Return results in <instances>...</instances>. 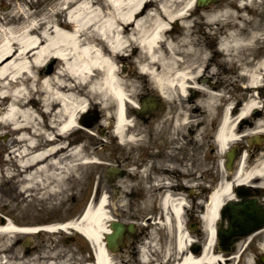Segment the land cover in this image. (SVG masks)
<instances>
[{"label": "bare ground", "instance_id": "1", "mask_svg": "<svg viewBox=\"0 0 264 264\" xmlns=\"http://www.w3.org/2000/svg\"><path fill=\"white\" fill-rule=\"evenodd\" d=\"M76 1L65 0L63 4L69 6ZM81 1L82 6L76 9L75 16L69 21H40L22 30L24 43L10 40L6 47L0 49V133L9 137L6 143L0 144V149L6 152L1 161L0 181L2 184L3 181L18 179V191L25 197H33L37 185L42 190L47 187L46 193L36 201L50 202L49 208L55 205L56 194L69 189L70 180L75 178L71 172H77L78 167L87 171L96 166V161L86 158L89 154L83 152L84 146H71L77 141L68 139L81 127L78 117L86 110L97 109L102 117H113L111 136L124 145L136 140L131 115L137 111L136 100L141 95L137 81L152 82L168 102L175 99L186 102L191 99L187 93L197 89L201 99L195 104L193 113L198 115L200 111L211 113L215 102L221 98L214 93L213 82L208 86L197 85L198 79L205 75V66L186 60L196 52L187 33L192 0ZM243 1L234 7L209 12L204 21V27L216 25L220 30L225 25L235 27L233 32L227 33L219 51L224 56L223 63L228 66L233 64L241 50L247 51L250 58L259 51L258 46L264 45V30L260 23L256 22L249 33L244 34L247 20L240 13L249 8L253 0ZM58 13L55 11L53 16ZM221 20H224L223 25L218 23ZM229 20L237 21L233 25ZM173 27L182 30L179 36L172 35ZM102 39L108 42L109 47ZM132 47L137 51L133 49L130 52ZM211 59L207 61L211 62ZM124 60H132L135 68L127 72L120 64ZM48 61H52L55 69L51 73L41 72ZM243 65L235 64L233 67L241 68V78L246 80L244 86H238L247 94L246 100L240 108L233 101L223 108L217 136L221 152L227 146L250 137L259 140L258 145L264 143V52L255 61L247 60ZM210 71H207L208 75ZM174 89L179 94L175 95ZM192 117L190 113H179L173 126L179 131L180 127L191 124ZM253 117L258 119L249 128L246 121ZM250 143L249 148L255 144ZM243 156L238 175L232 178L231 185H225L223 195L216 193L208 201L202 215L207 237L198 256L187 250L192 242L182 226V199L171 191H162L159 219L167 224L168 229L174 222L176 240L174 253L169 254L171 250L168 247V255L156 264H220V256L211 254L212 222L217 219L224 197H230V188L234 184L264 187V154L249 165ZM115 169L112 167L107 174L113 175ZM128 169H119V172L131 182L133 172ZM114 182L115 178L113 186ZM117 187L125 189L120 184ZM107 191L100 192L97 187L91 199L92 209L82 214L81 220L75 218L45 226V231L51 234L72 231L71 228L81 233L94 249L95 264H114L103 248V237L109 231L108 223L117 214ZM31 199L27 201L30 204L34 202ZM36 230V227L16 226L10 220H3L0 226L3 237L10 233L31 236ZM150 259L148 249H143L142 264H149Z\"/></svg>", "mask_w": 264, "mask_h": 264}, {"label": "rangeland", "instance_id": "2", "mask_svg": "<svg viewBox=\"0 0 264 264\" xmlns=\"http://www.w3.org/2000/svg\"><path fill=\"white\" fill-rule=\"evenodd\" d=\"M64 1L65 0H0V49L6 47L10 40L16 41L17 43H24L25 35L22 33L24 28H29L34 24L36 25L37 23H40V21L50 19L63 21L65 19H69L70 17L75 16L76 9L82 6L81 0H77L74 4L69 6L63 4ZM103 1L99 0L100 3ZM241 2L243 3L244 1L218 0L217 3L212 2L201 8H196L195 0L190 2L193 5V10L189 13L190 22L187 33L189 41L192 46L196 48V52L191 53L186 60L187 62H195L196 64L205 66L204 77L206 76L210 78L208 80L213 82L212 86H214V93H218L221 97L215 102V107L211 113L201 116L191 111L194 109L195 104L199 103L201 99L199 93H196L191 97L193 102L190 104L188 103L191 100H189L187 104H170V102L163 99L161 101L163 103L165 102L164 108L157 110L155 113L156 118L154 119H156L155 121H157V123H152L149 118L144 121L140 117H136V115H131V126L132 124L135 125L133 132L137 136V139H139L137 142H143V145L126 143L121 146L117 140L111 136L113 129V117H102L98 112L99 110L96 109L95 111H91V108H87L88 111L86 110L78 117V122L90 114L95 115L97 120L89 127L81 126V128L73 131L69 135L68 139L69 141H77L76 143H72L71 146H84L83 152L89 154L86 158L96 161V163H94L96 166L91 167L87 171L78 167L77 172H75L76 174L71 172V176L73 177L74 174L75 178L70 180L68 190L62 192V194L55 195V199L53 200L55 205L52 208L48 207L50 203L48 201H36L40 195L46 193L47 187H44V190H42V187L37 185L35 190L37 192L33 194L34 196L25 197L24 193L23 195L16 191H7L9 186L17 184L16 181L18 179L3 181L2 184V181H0V216L4 219L10 220L16 226H32V223L36 221L38 224L52 222L60 224L67 222L70 219L77 218L81 215L86 206L91 205V199L98 187L100 192H104V189H108L107 193L109 194L110 202L115 203L118 207V212L113 217L114 219L124 223H136L135 225L138 223L144 225V220L139 222L133 217H127L128 212L132 213V206L130 203L133 199L123 196L121 192L130 191L131 186L134 185L132 181H126L123 177L121 178V176H115L114 185L117 187L120 184L121 186H125V189H120L118 193L119 195L113 198L114 188L111 187L112 182H109L108 185L105 184L103 178L104 169L107 166H115L116 168L122 170L131 168L133 174H135L136 166L134 167L133 163L136 158V153L134 150H137L135 148L145 147L144 149H146L148 153L153 152L155 156H157L156 152L157 154L164 152V155L170 156L174 160L177 159L181 162V164H171L169 166L164 163H159L157 166L158 168L169 167V169H172L173 171H177V169H179L188 175L193 172V165L197 162L193 164V161L188 160L192 157V154L188 153L190 148L193 144L200 146L201 136H204L206 135V132L209 133L211 131L210 127H213L214 125V115H221L224 106L230 105L231 101L243 104V101L246 99L247 94L238 87L244 86L246 80L241 78V68L238 67V69H234L233 66L238 64L241 67H244L243 64H246L247 60L250 61L253 59V61H255L257 56L264 52V45L261 48L258 46L257 48L259 51L248 58L246 55L247 51L241 50L238 53V56L234 58L233 64L228 66L223 63L224 56L219 53V51L221 50V44L226 41L227 33L233 32L235 27L232 28L225 25L222 30L217 29L216 25L204 27V24H206L204 21L209 12H216L224 8H228L229 6L234 7ZM55 11L59 12L56 17L53 16ZM240 15H243V19L247 20V23L244 25V34L249 33L248 31L251 30L252 26L255 25L256 22L260 23L262 25V29L264 30V0H253L250 7L245 9L242 13H240ZM223 21H218V23L223 25ZM225 21L227 22L228 20ZM236 21L237 20L234 22L230 21V23L234 25ZM230 23L229 25H231ZM181 32L182 30H179L178 28L174 29L173 27L172 29V35L174 36H179ZM133 49H136L137 51V48L133 47L130 48L129 51L132 52ZM213 50L214 53H210ZM210 58H212L211 62H208L207 60ZM120 64L122 67H128L126 69L127 72L130 71L132 67L135 68V64L132 60H124ZM49 65H52V62L48 61V63L42 67L41 72H44L43 69L45 68L51 73L53 69L50 68V70H48L47 67ZM53 68L55 69L54 66ZM210 69L211 71L208 75L207 71ZM202 79L204 80V78ZM134 80L136 79L134 78ZM209 81L206 83L201 81L197 83V85L208 86ZM149 82L150 81H148V83ZM136 85L138 90L141 92L147 90L149 86H152V84H148V86L146 83H142V81H137ZM178 92L179 91H177V89H174L175 95H177ZM183 109L186 111H183ZM201 110L203 111V108ZM182 111L190 113V115L194 117L190 119L191 124L187 125V127H190L188 131L196 130V133L192 136L187 133L186 127L177 131L173 126L175 116L179 113H183ZM199 120L200 123L197 124ZM212 122L213 125H211ZM156 124H158V128L154 133L153 126ZM199 125L201 126L200 128ZM170 128H172V132H170ZM187 135L189 136L187 137ZM186 138H189L191 141L186 140ZM5 140L8 141L9 137L4 133H0V144L6 143L7 141ZM243 142L244 140L237 143V145H240ZM202 143L204 146L202 148L205 150L200 153L199 162L202 166L206 165L205 167L210 168L209 162L214 158V156L208 152V145L206 142ZM252 148H255V152L259 150L255 154L253 160L256 161L257 159L262 158L264 154V146H253ZM166 150L167 152H165ZM5 154V150L1 148L0 167H2L1 161ZM187 154L188 159L184 162V155ZM4 192H7V195H5ZM160 194L161 192H157V190H155V193L151 195L153 198L148 201L138 199L139 207L145 209L149 216L151 214L159 215V208L157 207L159 205ZM29 199H34V202L30 204L27 202ZM133 214L135 217L136 214L134 211ZM141 214H143V212ZM157 221L159 223L146 227L148 233L145 232V229L140 228L141 225H139V230L135 233L138 236L135 239V246L138 248L139 252L141 253V250L144 249L145 245H148V242L150 245L149 249H152L154 252V254L150 252V260L152 263L150 262L149 264H156L161 259H164V256L169 253L167 249L171 246V243L172 246L170 249H174L175 233L173 235L171 231L170 237L167 239L162 224L163 221L161 219H157ZM257 235L262 237V235L264 236V233H259ZM67 238L68 242L66 240ZM133 240L134 239L131 237V242ZM263 240L264 238L262 237L261 242L258 243V251H263L261 249ZM128 242H130L129 239ZM131 242L127 247L128 253H121L119 258L122 256L127 264H141L135 259ZM169 242L171 243L169 244ZM152 243L154 244L152 245ZM245 247V244L239 247L234 259H231L229 264L247 263V260L251 258V255L247 254L244 259V256L242 255ZM212 251L211 254L213 255ZM214 255L220 256V264L226 263L227 259L225 255H221L215 251ZM116 260L117 259L115 258L114 261L116 262ZM95 261L96 257L94 249L90 245V242L79 233L70 232L65 234L62 232H56L54 234H40V236L33 235L29 237L15 233H10L8 236L3 237L2 233H0V264H95ZM133 261H135V263Z\"/></svg>", "mask_w": 264, "mask_h": 264}, {"label": "flooded vegetation", "instance_id": "3", "mask_svg": "<svg viewBox=\"0 0 264 264\" xmlns=\"http://www.w3.org/2000/svg\"><path fill=\"white\" fill-rule=\"evenodd\" d=\"M221 121V116L219 114L214 115V126L210 127L211 131L209 133L206 132L204 139L207 144H210L214 139V149H211V153L214 155V159L211 161V169L208 173L203 172V167L199 163L194 164V169L192 174L188 175L186 173H182L177 169V171H172L169 167L158 168L159 163H164L169 166L171 164H181L179 160H174L170 156L164 155L162 153L154 155L153 152L148 153L145 147L138 148L134 150L136 153V158L134 161V167L136 166V173L133 174L132 183L130 191L126 192V194L137 196L134 197L135 206L137 207L138 199L143 201H148L153 198V193L155 190L157 192H162L165 190L174 191L176 194H182L185 200L190 201L192 205L191 212L197 210V213L190 214V211H187L185 208L183 220L187 227H193L195 232L193 233L194 239L196 242H202L205 240L206 235L203 230V224L199 217H195V215L202 216L204 208L208 203V200L211 196H214L216 193H220L223 195V188L225 185H231V179L233 174L231 171H227L225 169L224 155L221 157L218 153V149L216 148V135L219 128V124ZM194 134V132H191ZM143 144V143H142ZM200 148H197V151ZM119 153V152H118ZM220 168H222L223 173H220ZM256 183V182H255ZM239 185H234L230 188V197H224L220 207L223 209L224 206L228 204L229 201L238 200V188ZM248 188H252L250 185ZM119 192V190H118ZM250 199H256L258 204L264 206V191H253L250 193ZM201 203V204H200ZM215 223L217 227L221 230H226L228 227V220L225 216H220L216 219ZM213 229V250H214V220L212 222ZM255 234L246 237V238H238V242H245L243 239L251 240V243L248 242V246H257L258 243L261 242L262 237L256 236ZM249 248H247L246 253H248ZM257 257V255H256Z\"/></svg>", "mask_w": 264, "mask_h": 264}, {"label": "water", "instance_id": "4", "mask_svg": "<svg viewBox=\"0 0 264 264\" xmlns=\"http://www.w3.org/2000/svg\"><path fill=\"white\" fill-rule=\"evenodd\" d=\"M208 2H210V0H197V5L201 6V5H205ZM230 221H231V226L233 225H238L239 224V229H243L244 227H246L248 224H250L249 222V212L247 211V208L242 204V205H237V204H231L230 206ZM123 230V228L117 224H113L111 226V230L113 231L111 234L106 236V241H107V247L111 250H113V246L115 243V239L119 238L121 236V231ZM246 230H249L246 228ZM254 229H250L249 231H245V229L243 230L245 232V234L247 232H250ZM244 234V233H243ZM193 252H195L196 249H192Z\"/></svg>", "mask_w": 264, "mask_h": 264}]
</instances>
